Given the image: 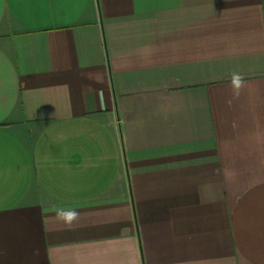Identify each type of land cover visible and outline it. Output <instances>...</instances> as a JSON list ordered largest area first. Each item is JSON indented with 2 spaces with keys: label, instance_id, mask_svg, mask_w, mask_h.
Wrapping results in <instances>:
<instances>
[{
  "label": "crops",
  "instance_id": "0c3cea01",
  "mask_svg": "<svg viewBox=\"0 0 264 264\" xmlns=\"http://www.w3.org/2000/svg\"><path fill=\"white\" fill-rule=\"evenodd\" d=\"M0 264H264V0H0Z\"/></svg>",
  "mask_w": 264,
  "mask_h": 264
},
{
  "label": "clouds",
  "instance_id": "9594fccd",
  "mask_svg": "<svg viewBox=\"0 0 264 264\" xmlns=\"http://www.w3.org/2000/svg\"><path fill=\"white\" fill-rule=\"evenodd\" d=\"M240 78L237 75H233L232 77V83L235 86H239ZM56 215L59 219L63 220L65 223H71L72 220L76 218L75 212H63L60 209H56Z\"/></svg>",
  "mask_w": 264,
  "mask_h": 264
}]
</instances>
